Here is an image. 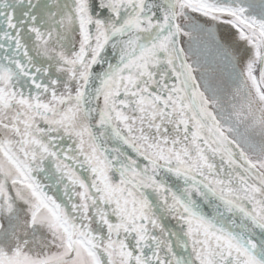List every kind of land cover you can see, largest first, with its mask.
I'll use <instances>...</instances> for the list:
<instances>
[{"label":"snow or ice","instance_id":"6c2138e0","mask_svg":"<svg viewBox=\"0 0 264 264\" xmlns=\"http://www.w3.org/2000/svg\"><path fill=\"white\" fill-rule=\"evenodd\" d=\"M0 264H264V0H0Z\"/></svg>","mask_w":264,"mask_h":264}]
</instances>
